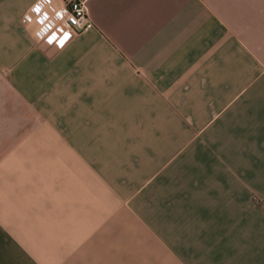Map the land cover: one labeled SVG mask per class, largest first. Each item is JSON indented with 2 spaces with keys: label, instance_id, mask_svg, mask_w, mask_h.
I'll return each instance as SVG.
<instances>
[{
  "label": "crops",
  "instance_id": "obj_1",
  "mask_svg": "<svg viewBox=\"0 0 264 264\" xmlns=\"http://www.w3.org/2000/svg\"><path fill=\"white\" fill-rule=\"evenodd\" d=\"M82 1L0 0V264H264V0Z\"/></svg>",
  "mask_w": 264,
  "mask_h": 264
},
{
  "label": "built area",
  "instance_id": "obj_2",
  "mask_svg": "<svg viewBox=\"0 0 264 264\" xmlns=\"http://www.w3.org/2000/svg\"><path fill=\"white\" fill-rule=\"evenodd\" d=\"M21 22L37 42L57 28L78 34L91 24L82 0H35L23 12Z\"/></svg>",
  "mask_w": 264,
  "mask_h": 264
}]
</instances>
